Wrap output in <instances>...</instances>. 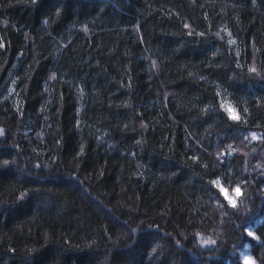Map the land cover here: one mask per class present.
<instances>
[{
    "label": "trees",
    "instance_id": "16d2710c",
    "mask_svg": "<svg viewBox=\"0 0 264 264\" xmlns=\"http://www.w3.org/2000/svg\"><path fill=\"white\" fill-rule=\"evenodd\" d=\"M245 257L264 0H0V264Z\"/></svg>",
    "mask_w": 264,
    "mask_h": 264
},
{
    "label": "snow or ice",
    "instance_id": "6c2138e0",
    "mask_svg": "<svg viewBox=\"0 0 264 264\" xmlns=\"http://www.w3.org/2000/svg\"><path fill=\"white\" fill-rule=\"evenodd\" d=\"M254 70V69H253ZM229 111H231V109H229ZM233 119H238L237 116H233ZM236 193L239 194L240 193V189L239 188H236L235 189ZM234 203V202H233ZM250 235L252 234L251 232L249 233ZM205 243H209V241H205ZM212 243H214V241H212ZM244 264H254V261H252L250 258L248 257H245L244 258Z\"/></svg>",
    "mask_w": 264,
    "mask_h": 264
}]
</instances>
